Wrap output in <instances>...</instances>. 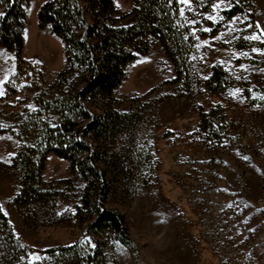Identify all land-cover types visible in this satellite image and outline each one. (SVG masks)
<instances>
[{
	"label": "rangeland",
	"instance_id": "374dc122",
	"mask_svg": "<svg viewBox=\"0 0 264 264\" xmlns=\"http://www.w3.org/2000/svg\"><path fill=\"white\" fill-rule=\"evenodd\" d=\"M47 1L27 4L20 67L0 45V212L26 248L19 260L40 263L46 251L79 240L78 259L98 245L100 264H264V0H224L242 11L229 19L237 29L238 58L215 64L230 76L220 93L202 83L205 46L191 55L200 83L191 76L174 84L172 64L155 56L156 50L126 67L115 109L140 113L137 139L154 154L153 174L133 201L107 202L126 218V244L112 233L97 238L77 222L84 184L53 153L45 158L41 183L57 191L54 208L27 215L14 202L38 153L55 141L63 120L58 101L74 89L80 73L62 41L38 26L37 13ZM4 7L0 0V18ZM204 7V0H194L185 15L195 16L190 23L197 22L191 24L201 36L211 34L204 19L216 21L217 14L202 12ZM52 211L66 223L48 225Z\"/></svg>",
	"mask_w": 264,
	"mask_h": 264
},
{
	"label": "trees",
	"instance_id": "16d2710c",
	"mask_svg": "<svg viewBox=\"0 0 264 264\" xmlns=\"http://www.w3.org/2000/svg\"><path fill=\"white\" fill-rule=\"evenodd\" d=\"M202 12L210 11L216 0H204ZM29 0H4L0 18V45L14 53L20 63L23 29ZM175 0H132L128 13L121 12L114 0H48L37 13L39 28L48 27L65 48L68 61H75L80 73L74 89L58 101L63 120L57 125L55 141L38 153V163L25 175L14 202L27 215L36 210H52L58 197L54 188H45L41 173L45 158L53 153L69 164L70 175L84 184L74 217L97 238L112 233L122 243L129 242L125 216L107 202H131L154 168L151 146L137 139L141 116L136 110L126 113L115 109L114 93L126 78L125 69L159 46L172 64L174 84L191 76L196 33L190 20L179 15ZM242 10L232 3L217 23L204 19L215 33L226 21ZM129 24H126L128 20ZM211 93H220L230 85L229 74L220 66L212 68L202 82ZM204 113L201 112V118ZM46 133L52 129L46 127ZM48 225L65 224L64 216L51 213ZM50 218V217H49ZM50 219V221H51ZM30 225L33 223H29ZM0 264H100L98 245L91 253L77 257L72 244L45 252L42 262L19 260L26 248L15 237L7 218L0 212ZM18 257V258H17Z\"/></svg>",
	"mask_w": 264,
	"mask_h": 264
},
{
	"label": "crops",
	"instance_id": "0c3cea01",
	"mask_svg": "<svg viewBox=\"0 0 264 264\" xmlns=\"http://www.w3.org/2000/svg\"><path fill=\"white\" fill-rule=\"evenodd\" d=\"M216 4H219V8H215L214 10V5ZM180 6L181 8H184L185 11L188 10V8H186L185 5L180 4ZM116 7L121 12L128 13L131 10L132 5L129 1L126 3V5L125 4L119 5V6L116 5ZM211 9L214 11V13L215 12L217 13L216 21L212 19H208V17L207 19L210 20L212 23H217L223 19L222 13L230 9V5L224 0L223 2H221V0H216L211 6ZM230 20H228L227 23L225 22L215 33L208 34L207 36H201V34L197 32L198 28L193 29L194 32L196 33L195 48L197 49L199 46H205L208 48L207 49V67L208 68H207L206 79L210 77L212 73V68L215 64H222L226 62L228 58H232L233 60L238 58L239 50L237 49L236 43H235V40L237 37V33H236L237 29L235 28L233 24L230 23ZM154 50H156L155 56L159 57L162 60H165L166 62H169L167 60V57L164 51L159 46L153 48L148 55H150Z\"/></svg>",
	"mask_w": 264,
	"mask_h": 264
},
{
	"label": "snow or ice",
	"instance_id": "6c2138e0",
	"mask_svg": "<svg viewBox=\"0 0 264 264\" xmlns=\"http://www.w3.org/2000/svg\"><path fill=\"white\" fill-rule=\"evenodd\" d=\"M176 3L178 4H183L185 5L186 8L189 9V11H191V5L194 2V0H175ZM221 2H223V0H221ZM215 8H219V4L214 5V10ZM0 15H2V13H0ZM179 15L180 16H184L185 15V9L181 8L179 10ZM208 19H214V17H208ZM191 23L195 24L197 23L196 21H192ZM249 27H251V25H249ZM256 27H260V25H257ZM204 31H209V29H203ZM261 35H264V31L261 32ZM259 36H251V37H247V39H252V40H256L259 39ZM255 51V50H254Z\"/></svg>",
	"mask_w": 264,
	"mask_h": 264
},
{
	"label": "bare ground",
	"instance_id": "6f19581e",
	"mask_svg": "<svg viewBox=\"0 0 264 264\" xmlns=\"http://www.w3.org/2000/svg\"><path fill=\"white\" fill-rule=\"evenodd\" d=\"M32 11H34V6L32 5ZM34 40V39H33ZM38 43V42H37ZM32 45V44H31ZM37 45V44H36ZM37 47V46H36ZM33 49V48H32ZM40 49V48H39ZM34 50V49H33ZM32 50V51H33Z\"/></svg>",
	"mask_w": 264,
	"mask_h": 264
}]
</instances>
